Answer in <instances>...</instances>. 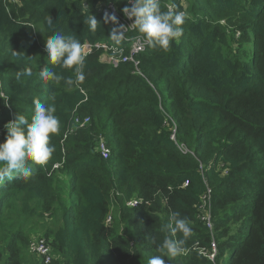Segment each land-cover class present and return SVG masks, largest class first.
Returning <instances> with one entry per match:
<instances>
[{"label":"trees","instance_id":"16d2710c","mask_svg":"<svg viewBox=\"0 0 264 264\" xmlns=\"http://www.w3.org/2000/svg\"><path fill=\"white\" fill-rule=\"evenodd\" d=\"M83 2L99 22L95 35ZM106 3L123 8L126 0H0V93L14 114L0 97V129L18 115L31 122L36 99L54 102L60 121L47 166L30 159L28 179L0 183V234L16 230L0 264H23L21 243L31 251L23 229L45 219L53 223L42 236L50 264H148L161 255L173 212L194 235L184 255L163 257L166 264H223L228 254V264H264V0H161L165 11H185L184 34L168 52L140 54L141 74L130 63L104 64L96 51L82 85L41 80L44 67H55L45 51L54 34L46 18H60L56 30L82 45L110 40L112 26L98 12ZM29 67L34 75L17 79ZM101 142L113 151L108 158ZM132 200L140 204L128 206ZM213 243L215 261L200 253Z\"/></svg>","mask_w":264,"mask_h":264},{"label":"clouds","instance_id":"9594fccd","mask_svg":"<svg viewBox=\"0 0 264 264\" xmlns=\"http://www.w3.org/2000/svg\"><path fill=\"white\" fill-rule=\"evenodd\" d=\"M127 2L130 7L123 8V15L129 21H133L131 25L120 24L114 14L105 13L104 16L105 24L114 25L109 38L112 41L114 53L121 51V45L130 28L138 31L137 43L141 50L153 48L168 52L172 42L178 41L183 36V25L187 19L184 12L174 11L172 8L167 11L163 10L164 6L161 0H127ZM84 10L89 13L85 24L95 35L100 28L99 22L95 16L91 15L90 7H84ZM59 20L54 22L51 16L46 18V26L54 34L46 40L45 51L55 67H44L39 76L44 81L52 79L57 84L63 81L67 87H78L86 79L85 45H82L75 35L66 37L64 32L57 31ZM13 55L18 59H24L23 53L13 52ZM57 69L61 72H73L74 78L65 79L61 74H58ZM33 75L34 73L29 67L17 72V79L30 78ZM0 97H3L6 104L11 100L3 93H0ZM33 103L34 115L31 122L24 115H18L14 121L5 126L8 135L6 142L0 145V165H2L0 167V183L6 179H28L33 173V168L29 163L30 159L36 166L44 168L53 156L55 149L50 146L51 138L60 134V121L55 116L56 107L54 102L53 106L49 107L39 99L34 100ZM189 225V220L181 218L179 212H173L170 222L162 229L168 235L158 248L161 255L153 256L148 264H166L164 256L175 259L184 255L187 252L185 245L194 235Z\"/></svg>","mask_w":264,"mask_h":264},{"label":"built area","instance_id":"2783aa9c","mask_svg":"<svg viewBox=\"0 0 264 264\" xmlns=\"http://www.w3.org/2000/svg\"><path fill=\"white\" fill-rule=\"evenodd\" d=\"M15 1L16 0H11L12 3ZM181 1H184V0H181ZM124 7H130L127 0H126V5ZM123 8H120L115 3H106V4L99 5L98 12L102 14L103 16H105V13H108L109 15L114 14L118 18L120 24L129 26L133 23V21H129L123 15ZM169 8H172L174 11H176V7L174 5H167V10ZM182 12L185 13V11H182ZM110 25L112 26V28L114 27V25L112 24ZM138 37H139V34L137 33V30L130 28L126 34V39L121 45V51L119 53H114L112 51L113 44L111 40L97 41L93 43L86 42L84 43L85 49H86L85 54L86 56H89L93 54L94 52L98 51L101 53L100 61L103 62L104 64H107L113 68H118L122 64L130 63L134 65V67L137 69L138 74H141L139 71L138 56L146 52L148 48H144L143 50H141V48L139 47L137 43ZM6 108L11 111L10 106L8 104L6 105ZM10 115H11L10 119L14 117V114L12 113V111ZM75 122L80 123V125L83 126L84 124L88 122V119L84 120L83 122H80L77 119ZM5 126L4 128L0 129V137L2 136L4 129H6ZM171 139L176 142L175 132H174V135L171 137ZM178 149L182 154L189 153L188 149L184 147L183 145H178ZM98 150L104 158H108L113 153V151L109 150L105 146V144L102 142L98 146ZM54 168L57 169L58 165L54 166ZM185 185L187 186V184ZM204 199L205 200L208 199L209 201L210 191H208V194L204 196ZM139 204H140V200H132L128 203V206L137 207ZM203 221L206 222L210 230L213 229L211 214L207 213L205 216H203ZM110 222H111V219L109 218L107 220V223H110ZM31 252L37 255L38 257H40L44 264H50L51 261L54 259L51 247L48 245L47 241L44 238H40L31 243ZM200 253L206 256L211 261H215L216 256L218 254L216 244L215 243L212 244V251L210 253H208V251H205L204 249H201Z\"/></svg>","mask_w":264,"mask_h":264},{"label":"rangeland","instance_id":"374dc122","mask_svg":"<svg viewBox=\"0 0 264 264\" xmlns=\"http://www.w3.org/2000/svg\"><path fill=\"white\" fill-rule=\"evenodd\" d=\"M38 38L39 40L42 38L43 35V28L42 27H38ZM44 226H53V223L50 219H45V221L42 223H40V225L35 224V225H31L28 224L23 231L25 232V234L27 236H29L30 242L29 245H31V243L35 240H38L40 238H43V231H44ZM16 230L9 232L8 229L4 230L1 234H0V239L3 240V242L0 241V251H4L6 244L8 243V239L10 236V234H13ZM20 249L22 251V257H23V264H39V257L37 255H33L31 253L30 250L25 251V249L22 247V243L20 245ZM36 256V257H35ZM231 258V254H228L224 263L223 264H228Z\"/></svg>","mask_w":264,"mask_h":264},{"label":"water","instance_id":"95a60500","mask_svg":"<svg viewBox=\"0 0 264 264\" xmlns=\"http://www.w3.org/2000/svg\"><path fill=\"white\" fill-rule=\"evenodd\" d=\"M86 6V5H85Z\"/></svg>","mask_w":264,"mask_h":264}]
</instances>
